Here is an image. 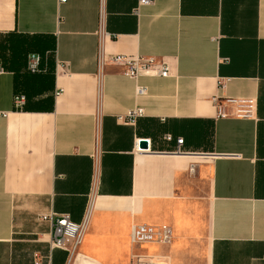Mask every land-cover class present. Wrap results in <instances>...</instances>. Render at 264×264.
Segmentation results:
<instances>
[{
	"label": "crops",
	"instance_id": "obj_1",
	"mask_svg": "<svg viewBox=\"0 0 264 264\" xmlns=\"http://www.w3.org/2000/svg\"><path fill=\"white\" fill-rule=\"evenodd\" d=\"M138 1L0 0V264H264V0ZM62 216L86 221L71 254ZM141 224L171 242L132 246Z\"/></svg>",
	"mask_w": 264,
	"mask_h": 264
},
{
	"label": "built area",
	"instance_id": "obj_2",
	"mask_svg": "<svg viewBox=\"0 0 264 264\" xmlns=\"http://www.w3.org/2000/svg\"><path fill=\"white\" fill-rule=\"evenodd\" d=\"M66 0H58L59 4L65 3ZM151 3L150 0H139L138 7L147 6ZM138 7L134 11L138 12ZM111 61L124 68V75L131 79H137L140 75L146 74L151 76H158L166 78L169 76V67L163 62H156L154 60H142L125 55H118L111 58ZM41 58L37 54H30L27 58V70L30 74H37L40 71ZM3 68L0 62V74L3 73ZM146 93L144 87H137L136 94L143 96ZM13 103L16 109H21L25 104L24 95L17 94L14 96ZM229 103L237 104V114L239 117L249 116L251 113V105L248 102L243 101H230ZM143 116L142 109L138 108L129 112L124 118L126 125H134L136 120ZM163 139L167 142L172 141L170 135H165ZM140 141V140H139ZM139 141L136 142L135 147L138 151H144L139 149ZM147 145L149 146V140ZM176 149L175 153H180V147L183 144L181 138L175 139ZM94 158L97 156V151L94 152ZM86 229V221H82L79 224L72 223L67 216L57 218L53 223L52 238L50 241L51 248H63L69 254L73 253L79 246L82 237ZM172 240V231L166 225H133L130 230V243L132 246H139L144 243H162L169 244ZM132 264H151L148 260L142 257L134 256Z\"/></svg>",
	"mask_w": 264,
	"mask_h": 264
},
{
	"label": "water",
	"instance_id": "obj_3",
	"mask_svg": "<svg viewBox=\"0 0 264 264\" xmlns=\"http://www.w3.org/2000/svg\"><path fill=\"white\" fill-rule=\"evenodd\" d=\"M139 149H141V150H147L148 149L147 141L145 139H141L139 141Z\"/></svg>",
	"mask_w": 264,
	"mask_h": 264
}]
</instances>
